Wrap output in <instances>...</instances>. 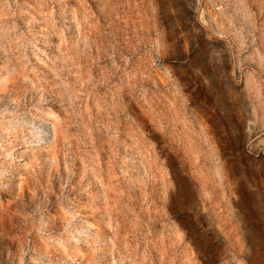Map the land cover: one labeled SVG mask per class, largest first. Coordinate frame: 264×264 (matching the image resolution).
I'll list each match as a JSON object with an SVG mask.
<instances>
[{"label": "rangeland", "instance_id": "374dc122", "mask_svg": "<svg viewBox=\"0 0 264 264\" xmlns=\"http://www.w3.org/2000/svg\"><path fill=\"white\" fill-rule=\"evenodd\" d=\"M0 264H264V0H0Z\"/></svg>", "mask_w": 264, "mask_h": 264}]
</instances>
